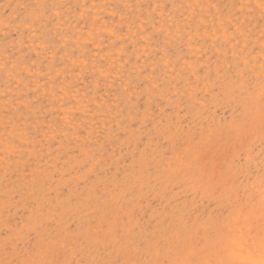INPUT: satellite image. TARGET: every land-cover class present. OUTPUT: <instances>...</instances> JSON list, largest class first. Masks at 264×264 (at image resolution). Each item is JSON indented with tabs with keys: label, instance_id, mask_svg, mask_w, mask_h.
<instances>
[{
	"label": "rangeland",
	"instance_id": "obj_1",
	"mask_svg": "<svg viewBox=\"0 0 264 264\" xmlns=\"http://www.w3.org/2000/svg\"><path fill=\"white\" fill-rule=\"evenodd\" d=\"M258 4L0 0V261L207 248L200 222L249 186L238 158L264 161Z\"/></svg>",
	"mask_w": 264,
	"mask_h": 264
},
{
	"label": "snow or ice",
	"instance_id": "obj_2",
	"mask_svg": "<svg viewBox=\"0 0 264 264\" xmlns=\"http://www.w3.org/2000/svg\"><path fill=\"white\" fill-rule=\"evenodd\" d=\"M214 6V5H213ZM257 7L261 8L264 15V0H260ZM264 50V44H262ZM247 63V62H246ZM247 76V73L244 74ZM260 85V122L261 130L264 132V60L260 62V70L257 76ZM238 87H243V80L237 81ZM250 98L255 100L256 93L253 82L249 78L248 88ZM147 118V116L145 117ZM250 158L241 156L238 163L242 170L248 175V188L245 189L243 197L238 194L233 201L229 197V204L224 206L221 211L210 215L208 219L200 222L197 233L203 230L209 237V245L205 249L185 244L186 259L177 261H144L141 259H123L120 255L111 259H93L85 261L76 260H13L0 261V264H264V161L262 167L256 171L251 170ZM253 177L258 178L254 180ZM258 188V191H257ZM219 190V189H218ZM258 203V208H257ZM54 218L49 225L54 226ZM98 229L97 231H100ZM180 236L177 235L176 243H179ZM159 253L160 242L154 241ZM99 244V241H97ZM7 248V245L5 246ZM69 242L62 236L54 237L49 243V251L55 256L60 250H67ZM107 247V245H106ZM146 247L144 240H134L126 245L123 250L125 256L139 254ZM203 253L207 258L196 259L197 255Z\"/></svg>",
	"mask_w": 264,
	"mask_h": 264
}]
</instances>
